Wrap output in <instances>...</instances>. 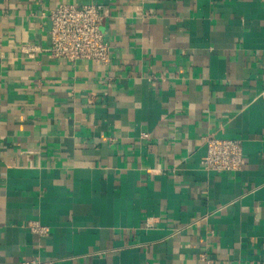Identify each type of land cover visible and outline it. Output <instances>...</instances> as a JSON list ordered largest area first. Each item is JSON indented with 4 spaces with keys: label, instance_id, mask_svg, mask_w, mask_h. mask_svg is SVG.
<instances>
[{
    "label": "crops",
    "instance_id": "obj_1",
    "mask_svg": "<svg viewBox=\"0 0 264 264\" xmlns=\"http://www.w3.org/2000/svg\"><path fill=\"white\" fill-rule=\"evenodd\" d=\"M97 2L108 63L43 50ZM208 134L241 169L202 168ZM34 258L264 264V0H0V264Z\"/></svg>",
    "mask_w": 264,
    "mask_h": 264
},
{
    "label": "built area",
    "instance_id": "obj_2",
    "mask_svg": "<svg viewBox=\"0 0 264 264\" xmlns=\"http://www.w3.org/2000/svg\"><path fill=\"white\" fill-rule=\"evenodd\" d=\"M108 13L102 3H60L50 9L49 44L44 47L51 57L73 62L77 59H95L103 64L109 61V44L104 40L101 24ZM34 48H28L31 53ZM143 136H147L143 134ZM205 153L200 158L203 169L213 172H228L241 169L244 162L241 139L204 136ZM37 233L45 228L37 223H28ZM203 255V254H201ZM203 258V257H202ZM19 264H53L51 259L34 258Z\"/></svg>",
    "mask_w": 264,
    "mask_h": 264
}]
</instances>
